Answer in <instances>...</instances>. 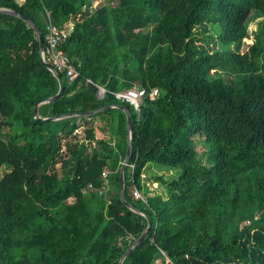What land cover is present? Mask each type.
I'll list each match as a JSON object with an SVG mask.
<instances>
[{
	"label": "trees",
	"instance_id": "16d2710c",
	"mask_svg": "<svg viewBox=\"0 0 264 264\" xmlns=\"http://www.w3.org/2000/svg\"><path fill=\"white\" fill-rule=\"evenodd\" d=\"M0 0L61 44L80 77L59 83L35 30L0 14V264H264V0ZM244 39L247 41L244 42ZM243 47V48H242ZM92 82H88L86 79ZM100 85L106 89L98 96ZM157 88L139 111L111 91ZM81 128V133L78 129ZM200 142L205 147L198 151ZM149 163L164 193L142 191Z\"/></svg>",
	"mask_w": 264,
	"mask_h": 264
},
{
	"label": "water",
	"instance_id": "95a60500",
	"mask_svg": "<svg viewBox=\"0 0 264 264\" xmlns=\"http://www.w3.org/2000/svg\"><path fill=\"white\" fill-rule=\"evenodd\" d=\"M0 14H9V15H13V16H17L22 18L29 26H31L37 35L38 38V48H39V56H40V60L44 63V65L54 74V76L57 78L58 83H59V89L57 91V93L51 97H48L44 100H41L39 102H37L34 106V117L36 119H40V120H47V119H52V120H58V119H62L68 116H73L76 115V113H70V114H64V115H59V116H52V117H42L39 114L38 111V107L39 105H41L42 103H46V102H52L54 100H56L61 93L63 92V80L60 76V74L54 69V67L45 60L44 58V39L41 33L40 28L33 23L32 20H30L29 18L23 16L22 14L16 12L15 10L8 8V7H0ZM108 108H119L122 111H124L125 115H126V128H127V135H126V139H127V147H126V152H125V156L124 159L121 163L120 166V188H119V198L120 200L133 212L138 213L140 215H143L146 220H147V226L145 228V230L141 233V235L125 250V252L122 254V256L120 257L119 260V264H123V260L126 258L127 255H129L133 249H135L138 245H140L142 243V241L145 239V237L148 235V233L150 232L151 229V224H152V220L150 218V216L148 214H146L145 212L141 211L140 209L136 208L135 206H133L131 203H129L124 196V191H125V168L126 165L128 164L130 155H131V146H132V137H133V126H132V120H131V116H130V110L129 107L124 105V104H108L105 105L103 107H100L96 110H92V111H88L85 113H80L79 115H92V114H97L99 112H102L103 110H106Z\"/></svg>",
	"mask_w": 264,
	"mask_h": 264
},
{
	"label": "built area",
	"instance_id": "2783aa9c",
	"mask_svg": "<svg viewBox=\"0 0 264 264\" xmlns=\"http://www.w3.org/2000/svg\"><path fill=\"white\" fill-rule=\"evenodd\" d=\"M73 28L72 22L66 23L64 26H57L49 22L47 24V32L44 38V58L49 62L54 69L59 73L62 72L68 82H74L77 80L81 73L80 61H73L61 48V44L67 38L68 34ZM88 82H92L90 79H86ZM98 87V96L102 97L106 92V89L100 85ZM115 98L126 101L132 105V107L139 111V106L142 98L148 95L150 99H154L158 96L159 91L157 88L151 89L148 93L144 88H126L117 91H111ZM133 194L136 198L143 199L141 190L135 189Z\"/></svg>",
	"mask_w": 264,
	"mask_h": 264
},
{
	"label": "rangeland",
	"instance_id": "374dc122",
	"mask_svg": "<svg viewBox=\"0 0 264 264\" xmlns=\"http://www.w3.org/2000/svg\"><path fill=\"white\" fill-rule=\"evenodd\" d=\"M99 3H101V0H94L93 6H97ZM260 24H264V15H256L255 12L251 13L250 20L248 22V29L251 31H258L260 28ZM247 41L244 39V42ZM243 48V47H242ZM78 133H81V128L77 130ZM204 145L198 142L197 144V149L198 151H202L204 149ZM153 166L156 167V169L153 170ZM7 168H3L0 171V174H2L4 171H6ZM177 172L175 170H168L166 166H160L155 163H149L146 167L145 170L142 174V191L141 192H146L147 189H154L155 187L156 190L164 193L163 186L157 184L152 177L154 175H165L166 178H170L173 176H176ZM154 189V190H155Z\"/></svg>",
	"mask_w": 264,
	"mask_h": 264
},
{
	"label": "crops",
	"instance_id": "0c3cea01",
	"mask_svg": "<svg viewBox=\"0 0 264 264\" xmlns=\"http://www.w3.org/2000/svg\"><path fill=\"white\" fill-rule=\"evenodd\" d=\"M154 169H156V167H155V166H153V170H154ZM172 171H173V170H172ZM153 188L155 189V187H153ZM155 190H156V189H155ZM156 191H158V190H156ZM158 192H160V191H158Z\"/></svg>",
	"mask_w": 264,
	"mask_h": 264
}]
</instances>
